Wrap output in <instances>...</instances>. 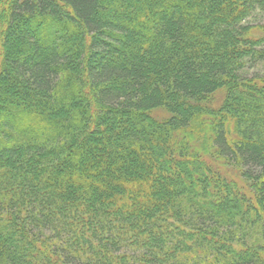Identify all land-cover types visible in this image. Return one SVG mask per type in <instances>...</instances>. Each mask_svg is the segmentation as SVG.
<instances>
[{
	"label": "trees",
	"instance_id": "1",
	"mask_svg": "<svg viewBox=\"0 0 264 264\" xmlns=\"http://www.w3.org/2000/svg\"><path fill=\"white\" fill-rule=\"evenodd\" d=\"M264 0H0V264H264Z\"/></svg>",
	"mask_w": 264,
	"mask_h": 264
},
{
	"label": "rangeland",
	"instance_id": "2",
	"mask_svg": "<svg viewBox=\"0 0 264 264\" xmlns=\"http://www.w3.org/2000/svg\"><path fill=\"white\" fill-rule=\"evenodd\" d=\"M247 23L248 24H254V25H258V24H261V25H264V12L262 11H256L248 20H247ZM257 37H264V32H261L259 34L256 35ZM253 66V67H251ZM249 67L250 68V73H254L256 71H262L264 70V64H252L250 65Z\"/></svg>",
	"mask_w": 264,
	"mask_h": 264
}]
</instances>
